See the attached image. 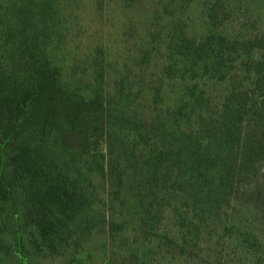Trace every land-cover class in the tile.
<instances>
[{"label": "trees", "instance_id": "1", "mask_svg": "<svg viewBox=\"0 0 264 264\" xmlns=\"http://www.w3.org/2000/svg\"><path fill=\"white\" fill-rule=\"evenodd\" d=\"M92 250L264 264V0H0V264Z\"/></svg>", "mask_w": 264, "mask_h": 264}, {"label": "rangeland", "instance_id": "2", "mask_svg": "<svg viewBox=\"0 0 264 264\" xmlns=\"http://www.w3.org/2000/svg\"><path fill=\"white\" fill-rule=\"evenodd\" d=\"M101 151H104V147L101 148ZM86 162L87 159L82 160L79 164H78V170L76 172L75 177L80 180L84 175H86ZM95 256V252L92 250L91 252H87L85 255L79 257V259L77 260V264H92V257ZM100 264H104V259L100 258Z\"/></svg>", "mask_w": 264, "mask_h": 264}]
</instances>
